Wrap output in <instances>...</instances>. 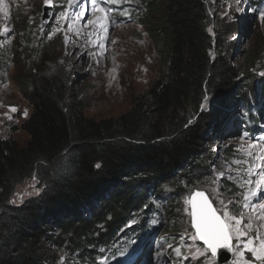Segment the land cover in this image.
I'll use <instances>...</instances> for the list:
<instances>
[{
  "label": "trees",
  "instance_id": "trees-1",
  "mask_svg": "<svg viewBox=\"0 0 264 264\" xmlns=\"http://www.w3.org/2000/svg\"><path fill=\"white\" fill-rule=\"evenodd\" d=\"M262 1L253 0L254 6ZM120 4L117 13L143 17L140 23L157 48L161 73L117 118L85 115L74 73L47 57L43 38L33 50L22 48L25 62L17 83L32 107L22 125L30 139L21 147L0 136V264H53L50 244L68 257V264L92 260L90 248L111 245L133 216L137 225L149 216L164 222L158 244L179 232L181 184L199 188L193 172L209 165L208 110L229 94L244 98L235 92L238 78L221 27L214 25L210 0ZM20 27L27 35L28 24ZM244 62L257 60L247 53ZM246 112L251 129L255 122ZM33 177L39 195L14 204L17 188ZM170 184L175 190L166 193L164 185Z\"/></svg>",
  "mask_w": 264,
  "mask_h": 264
},
{
  "label": "rangeland",
  "instance_id": "rangeland-1",
  "mask_svg": "<svg viewBox=\"0 0 264 264\" xmlns=\"http://www.w3.org/2000/svg\"><path fill=\"white\" fill-rule=\"evenodd\" d=\"M210 1L214 25L221 27L228 58L238 78L235 92L244 98L231 99L229 94L214 107L209 106L208 115L212 119L206 133L211 149L209 165L193 172L199 188L181 184V206L176 211L179 232L163 237L158 244L164 222L149 216L137 225V217L133 216L116 231L111 245L102 250L90 248L92 253L87 254L92 255V260L77 258L79 264H217L198 239L190 238L195 231L186 201L195 190L205 191L214 207L219 199L235 202L228 206L229 214L244 212L251 216L250 235L256 234V225L261 223L255 219L257 213L241 206L249 188L264 180L257 175L264 166V76L261 75L264 73V0L255 6L253 0ZM120 2L96 0L94 5L92 0H51L46 5L45 0H3L0 3V136L15 139L21 147L29 142L22 125L30 117L32 107L22 94L17 78L25 62L22 48L30 45L33 50L42 38L49 48L47 57L74 73L76 98L84 105L87 117L117 118L151 86L161 73L157 48L147 27L140 23L141 15L128 11L117 13ZM96 5L105 12L93 11ZM90 20L93 22L88 23ZM24 22L29 26L27 35L18 29ZM247 53L255 55V65L244 62ZM12 107L17 110L12 112ZM246 111L252 113L251 123L255 122L251 129L244 121ZM164 187L166 193L175 190L172 184ZM37 188L36 177L27 180L17 188L12 202L21 204L37 196ZM256 202L249 199V203ZM139 229L143 230L130 236ZM259 231L264 233V227ZM120 245L124 246L118 252ZM48 248L49 262L68 264V257L57 246L50 244ZM250 256L246 249L241 256L233 247L226 264H247Z\"/></svg>",
  "mask_w": 264,
  "mask_h": 264
},
{
  "label": "snow or ice",
  "instance_id": "snow-or-ice-1",
  "mask_svg": "<svg viewBox=\"0 0 264 264\" xmlns=\"http://www.w3.org/2000/svg\"><path fill=\"white\" fill-rule=\"evenodd\" d=\"M92 2L94 5L96 4V0H92ZM108 2L116 3L119 0H108ZM0 3H3V0H0ZM45 4L50 5L51 0H45ZM93 11L103 13L105 9L96 5ZM80 15H83V11H81ZM105 19H107L106 16ZM92 22L91 20L88 21V23ZM7 31H10V29H5V32ZM261 75L264 76V73H261ZM204 99L207 100V96ZM203 107L202 105V110ZM16 110L15 107L11 108L12 112ZM24 115L27 116V111L24 112ZM188 123L190 124L192 121L189 120ZM96 167L99 168L100 165L97 164ZM257 175L264 177V166L260 168ZM247 183L253 182L247 181ZM39 193L40 189H35V194L39 195ZM250 198L255 199L257 202L255 204L249 203ZM244 201L241 207L249 209L251 212H256L255 219L261 222L256 225L255 236L250 235V230L253 228V218L251 216L244 212L229 214L228 206L235 202L231 200L226 202L225 199H219L216 201V207H213V203L208 200L203 191L197 190L190 193L186 203L190 205L191 211L189 215L192 218V227L195 229L194 235L190 238L194 241L197 239L202 241L213 257L217 255L218 250L231 252L233 247H235L237 253L241 256H243L244 249L251 254L247 264H253V262L254 264H264V233L259 231L260 228L264 227V180L256 182L254 188H249ZM218 209L220 214H218ZM257 209L260 211H257ZM245 221L247 222L245 223ZM234 239L236 240V245L232 243ZM176 252L178 255L180 254L179 249H176Z\"/></svg>",
  "mask_w": 264,
  "mask_h": 264
},
{
  "label": "water",
  "instance_id": "water-1",
  "mask_svg": "<svg viewBox=\"0 0 264 264\" xmlns=\"http://www.w3.org/2000/svg\"><path fill=\"white\" fill-rule=\"evenodd\" d=\"M195 191H197V190H195ZM195 191H194V192H195ZM200 191H202V190H200ZM203 192H204L205 196L208 198V200H210V198H209V196L207 195V193H206L205 191H203ZM210 201H211V200H210ZM213 207H214V205H213ZM190 211H191V209H190ZM218 214H219V213H218ZM191 225H192V218H191ZM192 228H193V227H192ZM193 229H194V228H193ZM194 231H195V229H194ZM199 242L203 244L202 241H199ZM232 243H233V242H232ZM204 246L207 248L206 245H204ZM232 252H233V249H232L231 252H225L224 250H218L217 255L214 257L215 260H216V263H217V264H226V263H228V262L230 261L231 257H232Z\"/></svg>",
  "mask_w": 264,
  "mask_h": 264
}]
</instances>
